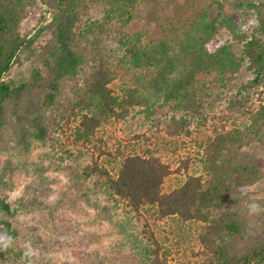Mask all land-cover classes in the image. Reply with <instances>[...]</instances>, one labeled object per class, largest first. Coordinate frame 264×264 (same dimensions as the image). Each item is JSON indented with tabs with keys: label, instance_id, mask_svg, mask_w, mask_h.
Masks as SVG:
<instances>
[{
	"label": "trees",
	"instance_id": "16d2710c",
	"mask_svg": "<svg viewBox=\"0 0 264 264\" xmlns=\"http://www.w3.org/2000/svg\"><path fill=\"white\" fill-rule=\"evenodd\" d=\"M43 1L49 5L51 19L31 35L20 32L30 1L0 0V140L13 136L26 149L29 137L41 142L47 139L50 132L42 121L41 108L53 102L58 79L77 73L83 55L76 35L78 24L86 22L87 32L98 36L102 46L95 50L97 66L74 104L80 110L66 128L71 139L68 144L75 146L78 157L91 156L95 173L141 215L147 239L139 251H150L149 264H185L187 253L174 227L177 222L182 226L193 221L201 227V239L195 244L201 241L203 247L190 264H264V196L253 199L252 204L243 192L244 186L264 176L260 158L250 150L256 145L264 148V0L236 1L238 7L244 4L255 12L258 23L250 30H240L235 17L223 13L176 28L174 38L150 42L143 41L145 31L130 34L122 27L117 38L102 41L113 27L102 22L100 14L127 24L143 0ZM48 27V43L53 48L44 46L48 50L39 56L50 72L44 75L37 70L31 80L21 82L5 78L23 52L33 51ZM223 27L230 38H224ZM244 65L249 71L245 78L240 77ZM213 71L218 74L219 87H224L223 95H216L221 98L218 101L226 102L221 112L211 98L195 94L198 75ZM238 76L239 81L232 82ZM144 89L153 95L164 92L165 99L184 97L176 104L180 116L173 114L164 126L159 118L155 122L161 127L151 124L152 132L124 142L114 131L118 123H126L138 113L154 122L152 102L143 105L147 100ZM250 110L254 124L236 126L237 112ZM210 119L215 121L212 128L207 127ZM204 129L210 131L206 140L193 135ZM103 155L108 166L98 165L94 159ZM6 168L11 172L10 164ZM6 172L0 182H5ZM39 203L34 201L31 206ZM2 213L10 215L13 210L6 194L0 193V225H4L8 241L15 239L16 227ZM12 252L15 257L29 258L26 252Z\"/></svg>",
	"mask_w": 264,
	"mask_h": 264
},
{
	"label": "rangeland",
	"instance_id": "374dc122",
	"mask_svg": "<svg viewBox=\"0 0 264 264\" xmlns=\"http://www.w3.org/2000/svg\"><path fill=\"white\" fill-rule=\"evenodd\" d=\"M29 1L28 15L20 23V32L32 35L43 24L48 23L51 12L49 5L43 0ZM236 1L238 2V0H143L133 10L134 16L127 24L117 18L106 19L107 14L101 13L99 17L102 22L113 27L112 33L102 41L117 38L120 27L130 34L145 31L143 41L146 42L161 37L174 38L178 32L176 28L200 18L210 19L223 13L233 15L240 30L256 27L253 9L244 4L243 7H238ZM78 27L76 35L78 46L73 43V48L78 47L83 59L79 62L77 73L58 79V91L53 102L41 108L42 121L50 132L47 139L41 142L29 137L27 140L30 144L26 149L20 148L13 140V136H6L0 140V176L4 170L7 171L3 177L5 182H0V193L6 194L13 210L12 214L2 213L1 217L9 219L18 231V236L8 241L5 227L0 225V264H143V261L144 264H149L150 251L145 253L139 251V248L146 246L147 239L142 232L141 215L127 207L125 201L109 189L105 179L95 173L91 156L78 157L75 146L68 144L71 139L66 128L78 117L80 110V105L74 104L83 95L81 90L92 68L97 66L95 50L102 46L98 36L87 32L86 22H80ZM50 32V27L43 31L35 42L33 51L23 52L5 78L21 82L31 80L37 70L44 75L50 72L44 59L39 56L45 48H53L52 44L48 43ZM221 33L226 39L231 37L224 27ZM214 46L213 43L212 47ZM246 76H249V71L244 65L240 77ZM217 77L216 71L200 73L194 87L198 98H211L221 112L226 102L218 101L221 98L216 96L218 92L223 95L224 91L223 86L219 87ZM235 81H239V76L232 82ZM234 86L237 87V83H234ZM143 94L147 98L143 105L152 102L156 111L154 122L144 120V113H138L128 122L118 123L114 131L118 139L121 138L124 142L136 138L139 133L152 132L151 124L161 127L159 122H155L159 118H163L164 126L173 114L180 116L181 111L176 104L184 97L165 99L164 92L153 95L148 89H144ZM38 108L36 105L35 109ZM252 114L251 110L243 114L237 112L235 125L244 128L250 123L254 124ZM198 124L201 125L199 122ZM208 126L214 127L215 121L210 119ZM208 133L210 131L204 129L201 132L195 131L193 135L198 134L199 140H206ZM178 142L179 147L183 146L181 139ZM63 143L66 144L65 147ZM250 150L260 158L258 163L264 175V148L256 145ZM94 159L98 161V165L101 162L109 164L106 155L99 159L94 156ZM8 164L12 167L11 172L6 168ZM243 192L246 201L254 204L253 199L264 196V176L257 183L244 186ZM34 201H40L39 205L32 207ZM178 224L179 222L175 223L174 229L177 230L175 235L187 253L185 264H190L189 262L197 260V257H194L195 252L203 247L201 241L195 244L197 238L201 239L199 234L201 227L199 222L193 221L188 224L181 223L182 226ZM12 251L26 252L29 258L26 260L24 256L15 257Z\"/></svg>",
	"mask_w": 264,
	"mask_h": 264
},
{
	"label": "clouds",
	"instance_id": "9594fccd",
	"mask_svg": "<svg viewBox=\"0 0 264 264\" xmlns=\"http://www.w3.org/2000/svg\"><path fill=\"white\" fill-rule=\"evenodd\" d=\"M251 23V22H250ZM258 23V22H257ZM246 27V26H245ZM253 207H255V206H253Z\"/></svg>",
	"mask_w": 264,
	"mask_h": 264
}]
</instances>
